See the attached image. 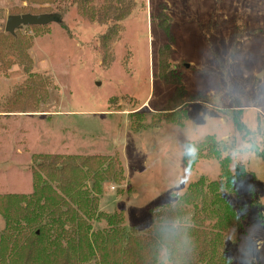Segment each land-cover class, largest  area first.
Returning a JSON list of instances; mask_svg holds the SVG:
<instances>
[{
  "label": "rangeland",
  "instance_id": "obj_1",
  "mask_svg": "<svg viewBox=\"0 0 264 264\" xmlns=\"http://www.w3.org/2000/svg\"><path fill=\"white\" fill-rule=\"evenodd\" d=\"M25 5L0 0V28ZM30 45L32 71L51 83L38 111L0 105V194L32 191L36 154L112 156L100 209L127 231L217 223L223 250L203 264H264V0H70ZM25 78L19 64L0 74V103ZM245 143L251 154L233 156ZM202 180L219 182L221 219L211 188L180 198Z\"/></svg>",
  "mask_w": 264,
  "mask_h": 264
},
{
  "label": "trees",
  "instance_id": "obj_2",
  "mask_svg": "<svg viewBox=\"0 0 264 264\" xmlns=\"http://www.w3.org/2000/svg\"><path fill=\"white\" fill-rule=\"evenodd\" d=\"M21 1L26 5L17 14L59 12L61 17L70 2ZM49 24L27 27L32 35L42 36L49 32ZM32 35H24L20 28L12 34L0 28V74H8L12 65L19 64L26 75L12 89L11 96L0 103L4 112L38 111L39 104L47 98L51 81L32 71L33 61L28 54ZM202 143L209 146L205 149L209 156L216 158L218 151L211 146V140ZM185 159L190 161L186 155ZM30 171V193L0 194V216L4 219L0 264H162L163 250L170 264H203L220 257L224 234L217 223L205 228L197 220L191 224L163 222L154 224L149 234L142 236L127 231L117 212L100 209L103 184L118 176L112 156L36 154ZM244 174L237 166L235 179ZM199 182L180 198L194 194L198 185L211 188L224 206L218 201L219 207H213L210 213L217 216L216 211L222 210L221 219L228 207L218 194L219 182ZM101 221L105 225L95 228L94 224Z\"/></svg>",
  "mask_w": 264,
  "mask_h": 264
},
{
  "label": "water",
  "instance_id": "obj_3",
  "mask_svg": "<svg viewBox=\"0 0 264 264\" xmlns=\"http://www.w3.org/2000/svg\"><path fill=\"white\" fill-rule=\"evenodd\" d=\"M61 19V14L58 13H43V14H11L7 16L4 23V30L7 33H14L18 28L27 25H43L48 23H58Z\"/></svg>",
  "mask_w": 264,
  "mask_h": 264
},
{
  "label": "clouds",
  "instance_id": "obj_4",
  "mask_svg": "<svg viewBox=\"0 0 264 264\" xmlns=\"http://www.w3.org/2000/svg\"><path fill=\"white\" fill-rule=\"evenodd\" d=\"M253 144L245 143L237 152L233 153V156L239 155L240 153H243L245 156L248 154H251L253 150ZM196 149L193 145L189 144L185 146V155L190 156L195 153ZM162 264H168L167 260H162Z\"/></svg>",
  "mask_w": 264,
  "mask_h": 264
}]
</instances>
